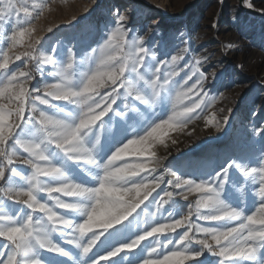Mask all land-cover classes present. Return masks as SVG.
<instances>
[{"label": "snow or ice", "instance_id": "snow-or-ice-1", "mask_svg": "<svg viewBox=\"0 0 264 264\" xmlns=\"http://www.w3.org/2000/svg\"><path fill=\"white\" fill-rule=\"evenodd\" d=\"M244 3L253 7L251 0ZM48 11L49 0H0V264H52L53 259L56 264H211L198 259L205 253L216 257V264H264V148L257 163L241 149L199 182L171 169L159 172L164 158L151 151L167 130H182L215 104L216 97L205 103L208 77L201 60L180 67L188 47L158 59L119 12L97 46L80 59L59 45L44 51L33 34L35 22ZM185 68V78L174 80ZM34 73L40 84H31ZM118 100L126 108L130 100L148 109L171 105V114L153 113L148 119L136 107L130 110L141 120L114 133L112 117L103 118ZM228 119L216 120L213 113L207 123L220 131ZM127 156L138 159L129 162ZM78 174L84 178L78 180ZM169 175L173 179L165 181ZM157 189L161 192L153 196ZM193 193L201 195L186 214L180 212L174 197L188 200ZM141 205L156 211L137 212ZM193 215L223 223L203 226L192 221ZM182 227V233L170 234ZM57 235L72 247H63Z\"/></svg>", "mask_w": 264, "mask_h": 264}, {"label": "rangeland", "instance_id": "rangeland-1", "mask_svg": "<svg viewBox=\"0 0 264 264\" xmlns=\"http://www.w3.org/2000/svg\"><path fill=\"white\" fill-rule=\"evenodd\" d=\"M114 1L54 0L53 2V0H49L51 11L45 12L35 22L36 32L33 36L41 38L44 51L59 45L64 49L71 48L76 53L77 59H80L97 46L101 36L114 23L115 14L119 12L128 17L125 24L132 28L135 34L146 38V44L156 51L158 59H170L168 54H177L179 49L188 47L189 52L185 54L184 60L179 62V66L182 67L185 61L191 64L195 59H200L201 70L208 77L204 87L209 93V97L205 98V103L210 97L217 98L215 104L209 105L208 109L202 113L201 119L188 124V127L190 126L189 133L193 136L198 134L202 136L205 132H210L215 128L207 123V118H210L213 113L216 115V120L219 121H222L224 115H228V122L221 128L223 133L221 140L218 141L211 157L210 155L208 158L206 156L207 160L211 158L213 161H217L216 169L219 170L220 165H223L229 156L239 155L241 149L258 158L261 149L264 148V132L260 135L254 134L256 130L264 129V0H251L252 8L245 6L244 0H201L194 8L174 18L165 17L157 9L134 0H116V3ZM142 1L160 8L167 15H173L186 8L194 0ZM128 2L132 4H128ZM134 4L137 5V9H134ZM158 4H161V7ZM49 27L52 28L51 32L47 31ZM41 45L37 46L38 49L41 48ZM23 50V48L16 49V51ZM22 63V60L15 61L9 67L15 68ZM44 67L49 68L50 66ZM164 70L162 67L161 72ZM188 72L189 69L185 68L179 76L173 79L181 80ZM214 73L216 74L215 79H213ZM34 77L31 84H40L39 74L34 73ZM195 80L196 76H193L192 80L188 81V85L190 86ZM106 90V88L101 89V91ZM193 99L198 100L200 97L193 96ZM185 103L190 104L191 100H186ZM38 107L42 109V105L38 104ZM136 107H139L144 118L148 119L152 118L153 113L162 118H167V115L171 114V105L163 110L159 105L148 109L138 102L133 104L130 100L126 108L118 100L117 104L113 105L114 112L110 111L103 119L107 121L109 117H112L110 127L113 124H116V127L132 124L134 121L141 120L139 113L130 110ZM221 108L224 109L223 112L220 111ZM228 109H231V112ZM115 112H119L120 115H115ZM199 112L200 109L197 110V113ZM180 132L179 129L167 130L166 135H163V143H155L151 151L159 152L166 143L174 141L175 136ZM222 153L227 154V157L221 162ZM128 157L131 156L125 158ZM176 157L178 155L164 159L163 167L159 169V172H164L165 169L172 170L173 167L175 170L178 169L180 164L176 163ZM148 159L150 156L145 160ZM257 162V160L254 161V163ZM19 167L23 171L27 167L25 172H30L28 166L21 165ZM183 177L188 179L186 175ZM77 179L79 180V178ZM169 179H173V177L165 176V181ZM162 185L163 188L166 187V184ZM55 195H61V198L66 201L73 199L63 197L59 193ZM200 195V193H193L189 195L188 200L179 196L174 197L176 208L186 214L188 206L194 204ZM41 196L45 197L46 194H41ZM153 196H156V193H153ZM151 200L152 197L145 202V205H149ZM49 203L52 202L49 201ZM249 204H251V197H249ZM145 205H141L137 212H140L141 209L149 213L156 211L153 206L145 209ZM164 208L170 209L171 205H165ZM57 211L63 213L65 210L57 209ZM143 218L142 216L141 219ZM175 218H179V216L177 215ZM157 219H159V213H157ZM191 219L203 226L215 227L223 223L202 221L195 215ZM184 230L183 227L178 228L175 233L170 234L176 236ZM164 235H169V233ZM55 238L63 247H72L65 241H61L58 235ZM0 243H3L2 239H0ZM142 243H147V241ZM194 247L198 246L194 245ZM198 259L211 261V264H216L217 260L216 257H212L208 253ZM185 264H196V261H186Z\"/></svg>", "mask_w": 264, "mask_h": 264}, {"label": "bare ground", "instance_id": "bare-ground-1", "mask_svg": "<svg viewBox=\"0 0 264 264\" xmlns=\"http://www.w3.org/2000/svg\"><path fill=\"white\" fill-rule=\"evenodd\" d=\"M114 3H116V0L114 1ZM128 4H132V3L128 2ZM133 6H134V9H137L136 4H134ZM158 6L161 7V4L160 5L158 4ZM53 102L61 106L67 105V102L65 101H53ZM38 104L39 102H37V106ZM42 109L48 111L49 114L53 112V110L46 105H42ZM189 127L187 125V127L184 130H181V132L175 136L174 138L175 142L171 141L169 143H166V145L160 148L159 152H156L155 150V153H156L157 158H164V159H168L174 155H178V157H176V163H179L180 166L176 170H175V167H173L172 171L177 172L178 175H182V176L186 175L188 179H196L197 182H199L201 178H207V173L211 172L213 169H216L218 162L213 161L211 158H209L210 160H207V158H208V155H210L211 157V154L214 151L218 141L221 140V136L223 133L221 129L220 131H217L216 128H214L210 132H207V133L205 132L208 135L204 133V135L202 136L201 134L193 136L191 135V133H189ZM118 128L119 126L116 127V124H113L111 127V130L115 133ZM201 145H203L201 148L195 149ZM147 157H144L142 159H147ZM225 157H227V154L222 153L220 157V161L222 162L225 159ZM255 157L253 159V163L254 161L257 160L255 159ZM125 160L136 161V157L131 156V157L125 158ZM25 170H27V167L24 169V171ZM77 178L83 179L84 177L82 174H78ZM161 188H163V185H161ZM160 190L161 189H157L156 192H153V193H156L157 195V193H159ZM101 239H103V237ZM95 251L96 249L94 248L93 252ZM113 259H116V258H113ZM52 264H56V261L54 259L52 260ZM100 264H107V262L102 260Z\"/></svg>", "mask_w": 264, "mask_h": 264}, {"label": "water", "instance_id": "water-1", "mask_svg": "<svg viewBox=\"0 0 264 264\" xmlns=\"http://www.w3.org/2000/svg\"><path fill=\"white\" fill-rule=\"evenodd\" d=\"M134 1H137V2H139V3H142V4H144V5H146V6L150 7V8L157 9V10L160 11V12L163 14V16H165V17H173V18H174V17H178V16H180V15L186 13L187 11L191 10L192 8H194L195 6H197V5L199 4V2H200L201 0H194V1L191 2L186 8H184L183 10H181V11H179L178 13L173 14V15H167V14L164 13L160 8H158V7L154 6V5H151V4H149V3L145 2V1H142V0H134Z\"/></svg>", "mask_w": 264, "mask_h": 264}]
</instances>
